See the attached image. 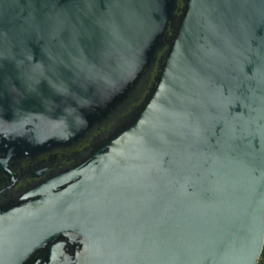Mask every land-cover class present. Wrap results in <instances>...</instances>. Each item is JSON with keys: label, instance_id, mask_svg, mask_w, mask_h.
I'll use <instances>...</instances> for the list:
<instances>
[{"label": "water", "instance_id": "1", "mask_svg": "<svg viewBox=\"0 0 264 264\" xmlns=\"http://www.w3.org/2000/svg\"><path fill=\"white\" fill-rule=\"evenodd\" d=\"M264 0H0V264H258Z\"/></svg>", "mask_w": 264, "mask_h": 264}, {"label": "trees", "instance_id": "2", "mask_svg": "<svg viewBox=\"0 0 264 264\" xmlns=\"http://www.w3.org/2000/svg\"><path fill=\"white\" fill-rule=\"evenodd\" d=\"M263 258H264V248H263V251L261 253L260 259L258 261V264H263Z\"/></svg>", "mask_w": 264, "mask_h": 264}, {"label": "rangeland", "instance_id": "3", "mask_svg": "<svg viewBox=\"0 0 264 264\" xmlns=\"http://www.w3.org/2000/svg\"><path fill=\"white\" fill-rule=\"evenodd\" d=\"M263 264H264V258H263Z\"/></svg>", "mask_w": 264, "mask_h": 264}]
</instances>
